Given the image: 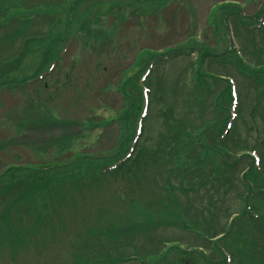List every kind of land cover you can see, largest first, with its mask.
Returning a JSON list of instances; mask_svg holds the SVG:
<instances>
[{
    "label": "rangeland",
    "instance_id": "obj_1",
    "mask_svg": "<svg viewBox=\"0 0 264 264\" xmlns=\"http://www.w3.org/2000/svg\"><path fill=\"white\" fill-rule=\"evenodd\" d=\"M14 1H0V14L4 10L11 12L10 5H18ZM25 1L42 6L26 14L15 11L12 19L25 15L30 20L21 24L23 18L14 19L10 24L17 27L19 34L0 36V61L18 46L23 51L20 57L9 60L12 62L0 65V180L6 183L0 184V264H210L205 256L213 263L226 264L220 262L221 256L214 248L224 246V241L219 244L217 240L228 232L232 219L242 211L240 195L246 193L234 183L238 180L236 173L248 164L251 147L259 150L252 152L260 158L256 162L259 170L264 164V96L262 104L257 103L263 86L253 81L251 69L241 71V59L233 55L229 38L233 37L235 45H239L246 61L255 60L251 52L255 41H264V35L261 37L259 30L246 32L242 23L261 22L264 0H74L65 7L51 3L57 0ZM219 5L223 8L217 11ZM155 11L158 13L150 15ZM48 17L57 22L50 29ZM226 17L232 21L230 24ZM6 23L0 25L2 31ZM79 27L76 37L68 36L69 31ZM35 28L39 30L33 31ZM142 48L147 51L141 58L151 56L156 60L147 84H142L143 69L135 60ZM176 49L181 53L177 57ZM199 49L209 55L203 60L207 64L201 62L200 67L215 75L196 87L198 79L191 76L198 67ZM56 52L57 59L49 63ZM220 58L223 60L217 61ZM40 72L38 78H30ZM224 77L231 79L239 98L237 117L228 134L223 135L227 140L217 143L228 146L230 152L214 155L203 149L201 156L207 162L194 165V155L189 152L191 142L201 148V144L208 146L213 135L218 140L215 136L219 132L214 133L217 124L202 122L213 119V110H221V116L226 113L227 102L219 95L213 99L217 90L224 88ZM134 80L138 87L150 88L140 142L148 152L157 150V160L138 169L133 179H119L113 174L98 176L96 171L116 161L130 144L123 138L122 143L118 142L123 127L119 124V111L124 108L139 109L131 131L133 137L136 135L143 101L138 92L137 100L128 95V84ZM121 85L124 94L119 90ZM232 135L248 149L232 150ZM176 145L175 152L172 148ZM174 154L179 156L173 158ZM80 155L85 158L73 162ZM237 158L240 163L235 177L227 173L234 178L227 193L226 185L210 176L206 187L200 185L198 191H188L187 198L178 189L171 191L174 197L165 196L177 213L184 211L188 201L189 218L195 219L197 210L201 221L209 220L210 215L199 201L208 206L215 200L224 214L214 220L223 228H219L222 233L217 231L219 235L213 243L180 225L162 224L165 219L161 221L149 213L159 205L162 185L180 186L183 178L188 184L194 181L196 188V183L203 180L199 172H209L210 160L214 168L221 169L218 165L223 159L232 162ZM172 167L175 169L167 182L166 172ZM27 172L56 179L52 185L48 183V188L37 182V188L44 192H33L29 200L25 192L28 191L27 196L32 194L31 186H27L30 183L21 181ZM20 181L22 185L18 184ZM75 181L85 186L71 188ZM252 184L254 188L264 187V174ZM25 185L27 188L21 187ZM52 188L66 192L61 206L56 208L44 205L50 204L44 202L45 191ZM26 198L29 201L23 204ZM174 198L178 199L173 203ZM262 203L258 196L250 201L264 217ZM229 206V212H237L227 219ZM165 213L166 210L162 218ZM251 228L249 224L240 237H235V233L229 236L225 247L231 257L227 262L264 264V235L257 232L253 240ZM159 240L177 243L185 255H176V249L167 254L164 249L170 243L162 247ZM200 249L202 254L197 251ZM156 251L159 254L151 253Z\"/></svg>",
    "mask_w": 264,
    "mask_h": 264
},
{
    "label": "trees",
    "instance_id": "obj_2",
    "mask_svg": "<svg viewBox=\"0 0 264 264\" xmlns=\"http://www.w3.org/2000/svg\"><path fill=\"white\" fill-rule=\"evenodd\" d=\"M0 1H2V0H0ZM3 1H5V0H3ZM77 1H80V0H77ZM14 2L15 3H18V5L17 4L10 5L11 6L10 7L11 12L4 10L3 11V14H0V25L2 23H4V22H7L5 24L6 25L5 29H3L4 31L1 30L3 28V26L0 27V33H2V34H0V36L6 37V38L12 37L15 34H17V35L19 34L17 27L14 24H10L14 19L19 20V19L23 18V19L20 20L21 24L26 23V22H28L30 20V19L29 20H26L29 17H26L25 15H22L21 18L19 16V18H13L12 19V15L15 13V11H16V13L17 12L21 13V10H22L23 13L26 14L30 10H34L36 8H40L42 6L38 2L31 4V3L26 2L25 0H15ZM55 2H51V3L52 4H61L62 2H65V0H57ZM20 8H22V9H20ZM222 8L223 7L220 6L218 8V10H220ZM225 16H226V14H225ZM47 22L49 23V25H48V28H49L50 26L54 25L53 23L55 22V20L53 21L50 17H48L47 18ZM231 22L229 21V23H231ZM225 29H226V26H225ZM37 30H39V28H35L33 31H37ZM258 30H259L258 32L261 34V37H263V35H264V27H262V28H260ZM48 31L49 30H47V32ZM86 31L87 32L89 31V27L86 28ZM245 31H248V33L250 32L249 30H245ZM31 32H32V30H31ZM31 36H34V35L31 34ZM244 48L247 49V47H244ZM184 49H191V48L186 47ZM253 49H254V52H251V54H252V56H255V60L253 59V62L254 63L252 61H249L250 64H251L250 66L249 65L247 66V65L242 64V63H239V64H240V67L242 69L243 68L247 69V67L249 69H251L252 72H250V73L253 76V80L254 81L255 80L258 81V83L260 84V86L258 85L259 87H262L263 86L262 90L258 93V96H257L258 97L257 98V101H259V102L256 101L257 103H261L260 100L264 96L261 93V92H264L263 91L264 90V41H262L260 44H259V42L256 43V41H255V47ZM204 50L205 49H199L198 54H197L198 63H199L198 64V69H194L196 71V74L195 73H192V76H196L197 79H198V80H196V87L201 86L202 83L205 81L206 78H208V77H214L213 74L203 73V71L200 69L201 68L200 67V64H201L202 58L205 55V54H203V51ZM146 51L147 50L143 51L142 53H144ZM141 54L139 55L137 61L139 62L138 65L140 67H142L141 69H144V67L147 65V62L151 59V58H149L151 56H145V57L143 56L141 58ZM180 54L181 53H180L179 50L176 49L174 51V55L176 57L179 56ZM17 55L18 54H17V49H16L9 57H7V59L1 60L0 61V65L3 64V63H7V62H12V61H9V60L20 57V56H17ZM251 58H253V57H251ZM222 60H223L222 58L217 59V61H222ZM8 65H10V64H8ZM161 80H162V78H160L159 81H158L159 87L162 84V83L160 84ZM135 81L136 80H134L132 83H129L128 84L129 85V88H130V93L128 95H129L130 99H131V96L133 95L134 98L137 100L136 94H137V92H138V94H140V93H139V89H138ZM224 83H225L224 88H222L220 90L218 89L217 90L218 92L216 91L218 94L217 93L214 94L213 95L214 96L213 99L215 100V96L219 95L221 97V99L224 100L225 103L227 102L226 105L228 106V102H229V85H228L226 79H224ZM196 87H194V88H196ZM119 90L122 91V93L124 94V90H123L122 85L119 88ZM128 95H127V97H128ZM154 96H157V94L154 95ZM159 98H161V97H159ZM124 99H125V97H124ZM140 103H141V101H140ZM214 105L216 106L217 104H214ZM226 105H225V112H226L225 115L221 116L222 115L221 114V112H222L221 110H218V112L215 111V110H213V119L204 120L202 122V123H209V124H217V126L214 128L215 129L214 130V133L219 132L221 130V128L223 127L225 121H226V114H227V106ZM132 107H133V105H132ZM138 110L139 109L136 108V111H135V107H133L132 109H130L128 111L126 110V108H124L122 110L123 112L119 111V116H120L119 117V120H120L119 121V124L121 126H123V127L121 128L122 133L118 137V142L122 143L121 138H123L124 141L125 140L126 141L129 140V138L131 136V131H132L133 126H134V120H135L134 115H135V113ZM217 135H218V133L216 134L215 137H217ZM126 136H127V138H126ZM179 137H180V135L178 133V138ZM225 140H227V137L225 138ZM231 140L233 142L232 143V146H233L232 147V150L233 149L244 150V149H248V147H249L248 145L241 144L242 141L241 140H238L237 141L233 135H232V139ZM124 147H126V145ZM176 147H177V145L174 146V149L172 148V150L175 151V152H176ZM219 148H221V147L217 145L216 139L214 140V135L212 136V138H211V140H210V142H209V144H208L207 147L206 146H203V144H201V148H200V147H197L196 144H194L193 142H191V149L189 148V152L191 153V155L192 154L194 155L193 164L194 165L197 164V165H201L202 166V165H204V163L207 162V160H205V158H203L201 156V151L203 149H206V150L208 149L214 155H215L214 152H216V153H223L224 152V154L227 153V152L228 153L230 152V148L228 146L226 147V150L225 151H221ZM157 155H158L157 150H155L153 152H148L147 149L143 146V144L139 140V142L137 143V145L135 147V150H134L133 154L130 155L126 160H124L123 162H121V164H119V166H117V168L115 170L109 172L108 174H113L114 177H118L119 179H123V178L133 179L132 176H134V178H136V174H137L136 172L138 171V169H140L142 166H145L148 162H151L150 165L154 164L155 161L157 160ZM177 156H179V155L178 154H174L173 155V158H175ZM190 157H192V156H190ZM80 158L84 159L85 158V155L80 156ZM170 160H172L171 154H170ZM209 162H210V165H211V167L209 169V172L208 173H206V171L199 172V176H201L203 180H202V182L196 183V188H194V186H195L194 185V181H190V184H188L187 183V180L186 179H183V178L181 179L182 183H181L180 186H177L176 184H169V183H167L166 186L162 185V189L159 191V193L161 192V200L158 201L159 202V205H155V208L156 209L154 211H152V210L149 211V213H151V215H153L154 217L160 219L161 221L163 219H165L166 222H163L162 223V224H165V225L167 223L169 224L171 222L174 225H180L183 228L184 227L185 228H189L191 226L193 230L199 231V233H196V234L201 235V237H202L203 240L206 239L208 242L213 243V239L218 234L217 231H219V228H223V226L221 224H219V221H216L215 222L214 220L220 219L219 218L220 214H224L220 210L221 207H218L217 206V202L215 200L213 201L212 205H209V203H208V206L207 205H204L203 206L202 205V201H199V204L202 207V209H206L208 211L209 215H210L208 217V218H210L209 220L206 219V218H203L202 221L198 219V216H199L198 213L199 212L197 210L194 211L195 219L189 218L191 216H189L187 214V212L191 208V206H190V203L188 201H187V203H188L187 204V207L184 209V211L177 213L174 208H171V204H169V202H166V200H165V196L166 195L168 197H174L172 195V192H171L173 189L180 190L183 193L184 198H187L188 191H193V192L194 191H198L199 188H201L200 185L202 187L203 186L206 187L207 186V183H209L211 181L210 176H212V179L213 180H217L218 182H220L222 186H225L226 185V188L224 190H225V193H227V190H229V187H231L232 182H234V178L228 177L227 176V173L229 172V173H231L232 176L235 177V168L238 166L237 164L240 163V159L237 158V160L232 161V162H229L227 159H223L221 161V164L222 165L221 166L218 165V167H221V169L214 168L213 162H211V160ZM236 162H238V163H236ZM82 164H85V162H82L81 165ZM62 166L63 165H61L60 167H62ZM247 166H250V160L248 161V164L246 165V167ZM60 167L58 168L59 169V172H62V170H60L61 169ZM79 167H80V165H79ZM174 169L175 168L172 167L171 169L167 170V172H166V179L168 178V176L171 173H173ZM216 169H218V170H216ZM263 170H264V164H263ZM7 171H8V169H7ZM240 172H242L241 169L239 170V172L236 173V175H237L236 179H238V180L236 182H234V183L237 185V187H238L239 190L240 189L244 190L246 194L244 195V193H241V195H240L241 198L243 199V200L241 199L242 200V204H243L242 211L236 217H234L232 219L231 224H230V229H231V226L233 225L234 226V229L232 231H233V233H235V237H240V236H242L243 230L250 224L251 227H252L251 230H250V232L252 233L253 240H254V238H255L254 237V234L255 235L258 234L257 232H261L262 231L261 234L264 235V217L263 216H258L257 218H252L250 216H245V214L243 215V210H244V204L246 202L245 200L247 199L248 193L250 191L249 190L250 189L249 188L250 187V183L252 184V180L257 181L258 178L261 177V174L259 175L256 172H254V170H251L249 173H245L244 174V178H245V176L248 175L247 176L248 179L245 180L243 177H242L243 179H241L239 177ZM262 174H264L263 171H262ZM2 175H7V173H3ZM22 178L23 179L21 181H26V182L30 183L27 186H31V189H32L31 190V193L32 194L28 195L30 198L27 196L28 191L25 192V195H26V197L29 200L31 199L32 195L34 194L33 192L39 191L40 194L42 192H44L43 190H39L37 188V186H38V183L37 182H41V184L44 185L43 187H46L47 186V188H48V186L50 184L52 185L54 183V180L56 179L52 175H50L49 177L48 176H44V175L37 176L33 172L32 173L27 172L26 175L23 176ZM18 180L19 179H17V181ZM4 181H5L4 179H1L0 180V184H6V183H3ZM21 181L18 184L22 185V182ZM247 181H249L250 183L247 182ZM167 182H169L168 179H167ZM48 183H50V184H48ZM78 183H79V181H75V183L71 186V188L85 186L83 183H82L83 185H80ZM221 185H219V186H221ZM27 186L25 185V186H21V187L27 188ZM210 186H212V185H210ZM6 187H8V186L6 185ZM43 187L41 189H43ZM213 187L216 188L217 186H214L213 185ZM61 189L62 188H59V189L52 188V189H48L47 191H45V195L44 196H46V197L44 199V202L45 201L46 202H49L50 201V204H44V205H50L53 208H56L57 206H61L59 204H60L61 201H64V198H65L64 196H65V193H66L65 191L63 192ZM59 192H62V194L59 193ZM50 196H51V200L49 198ZM255 196H258L263 201V203H262V210H263V213H264V194L258 192ZM27 198L24 200L25 202L23 204H25L26 202L29 201V200L27 201ZM176 199H178V198H174L173 203L175 202ZM124 203H126V202H124ZM206 206H207V208H206ZM169 209H171V210H169ZM229 209H230V206L226 209V211H228ZM165 210H166V213H165L164 217L162 218L163 212ZM255 210H257V209L255 208ZM236 212H237V210L236 211H232V212H229L228 211L227 213H230V214H228L227 219H229V217H231ZM180 213H184V214H180ZM201 213H204V212H201ZM211 215H213V216H211ZM186 218L190 219L192 221V223L190 224ZM40 221L43 222L42 220H40ZM208 223L210 224V226L208 225ZM212 223H214V224L211 225ZM47 226H48V224H47ZM36 227L38 228V226H36ZM215 227H217V228L215 229ZM219 232L222 233V230L220 229ZM257 237H259V236H257ZM0 241H2V240H0ZM226 241L224 240V243H223L224 244V247L226 245L225 244ZM168 242L170 243V245L167 246L168 248L166 250H164V252H172L171 251L172 249H176V255H178V256L185 255V252L186 251L185 250H179V247H178L179 245H176V243L173 242V241L161 240L160 241V244H159V242L157 244H159L162 247H164V246H166V243H168ZM217 247L214 248V251H216L221 256V261L220 262L223 263L225 256L220 251V248L219 247L217 248ZM157 248H159V246L158 247H153L152 248V251H154ZM160 249H161V247H160ZM197 251L200 254H202L201 252L203 250L200 249V250H197ZM151 253L157 254L158 251L151 252ZM125 258H127V256H125ZM162 258H164V256ZM203 258L205 259V261L210 262V264H216L218 262V261H215L213 263V261L210 260L207 256H205ZM255 261L260 262V260H255ZM85 264H88V261H86ZM93 264H98V262L96 261Z\"/></svg>",
    "mask_w": 264,
    "mask_h": 264
}]
</instances>
